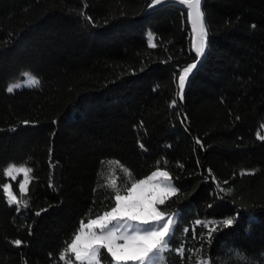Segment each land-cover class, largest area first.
Returning a JSON list of instances; mask_svg holds the SVG:
<instances>
[{
    "label": "trees",
    "instance_id": "16d2710c",
    "mask_svg": "<svg viewBox=\"0 0 264 264\" xmlns=\"http://www.w3.org/2000/svg\"><path fill=\"white\" fill-rule=\"evenodd\" d=\"M149 3L0 0V264H77L80 227L157 170L178 190L157 206L178 215L164 264H264V0H205L183 100L187 12ZM27 72L39 86L8 93ZM11 165L32 169L20 205Z\"/></svg>",
    "mask_w": 264,
    "mask_h": 264
},
{
    "label": "snow or ice",
    "instance_id": "6c2138e0",
    "mask_svg": "<svg viewBox=\"0 0 264 264\" xmlns=\"http://www.w3.org/2000/svg\"><path fill=\"white\" fill-rule=\"evenodd\" d=\"M173 2L186 6L187 17L191 21V27L196 37L193 47L197 57H203L207 47L208 32L201 9V0H173ZM163 3L165 0H150L149 7L159 6ZM252 27L255 28V25ZM150 46L157 47L155 43H151ZM199 63L200 60L197 59L196 62L187 65L179 73L178 96L180 100H183L189 77ZM25 76L28 77L25 81L28 87L39 86L38 79L27 73ZM20 87L19 83L12 84L7 87V92L12 93L14 89ZM171 105L175 107L176 101L173 100ZM184 120H187L186 115L182 122ZM24 123L27 125L30 122L25 121ZM258 138L264 140V136H258ZM196 142L202 146L199 139ZM31 172V168L11 165L5 170L4 175L14 181L22 174L23 182L18 185V189L21 193H25ZM170 180L171 177L167 171L157 170L153 171L146 179L132 183L127 188L125 195H120L117 192L111 210L105 211L102 215L83 224L79 234L75 235L74 240L70 243L68 251L75 254L77 261H88V264H93V261L99 264L98 256L101 249H106L115 264H128V262L151 264L154 253H163L174 234L173 219H166V213L157 207V205H164L167 198L177 194V188L171 183H166ZM111 183L115 186L116 181L113 180ZM3 193L7 196L9 205H20L21 201L14 194L11 184L3 185ZM25 206H27L26 202ZM199 223L197 221V224ZM223 224L231 226L233 219H224ZM215 231V228L211 229V232ZM14 244L21 246L22 241L17 239ZM60 259L63 260L64 257L61 256Z\"/></svg>",
    "mask_w": 264,
    "mask_h": 264
},
{
    "label": "rangeland",
    "instance_id": "374dc122",
    "mask_svg": "<svg viewBox=\"0 0 264 264\" xmlns=\"http://www.w3.org/2000/svg\"><path fill=\"white\" fill-rule=\"evenodd\" d=\"M152 43H154V42H152ZM27 74H29L31 77H34V78H36L34 75H32L31 73H29V72H27ZM28 79V77L27 76H25V74H23V76L20 78V79H18V80H16V81H14V82H12L11 84H9V86L10 85H12V84H16V83H19L20 85H21V87L20 88H17V89H14V91H17V90H23V89H28V88H32V87H28L26 84H25V81ZM36 79H38V78H36ZM39 80V79H38ZM13 91V92H14ZM259 136H262L261 134H259ZM17 167H25V166H17ZM160 171H162V170H160ZM7 179H8V181H7V183L8 184H11V186H12V190H13V192H14V194L17 196V194L15 193V191H14V183H18V185L21 183V182H23V176H22V174L20 175V176H18L17 177V179L16 180H12L11 178H9V177H7ZM29 181H30V176H29ZM166 183H171L172 185H173V182H172V179L170 180V181H167ZM28 185H29V183H28ZM28 185H27V189H28ZM174 186V185H173ZM27 192V191H26ZM25 192V193H26ZM17 199L19 200V197L17 196ZM158 206V205H157ZM167 218H172L173 219V221H174V224H173V229H174V226H175V224H176V221H177V218H178V215L177 214H175V215H166V219ZM86 224V223H85ZM111 227V226H110ZM117 227H119V225H117ZM85 231H87V229H85ZM79 234V233H78ZM167 239V238H166ZM169 242V241H168ZM168 248H169V244L167 245V249L163 252V253H160V252H157V253H154V259L152 260V262H151V264H164V254H165V252L168 250ZM70 252V251H69ZM71 253V252H70ZM72 254H74V253H72ZM100 254H101V251H100V253H99V256H98V262H99V264H103L102 262H101V257H100ZM74 258H75V254H74ZM76 260V259H75ZM76 262H77V264H88V261H77L76 260ZM93 264H97V262L96 261H93ZM112 264H115V261L113 260V263ZM128 264H133V262H128Z\"/></svg>",
    "mask_w": 264,
    "mask_h": 264
},
{
    "label": "water",
    "instance_id": "95a60500",
    "mask_svg": "<svg viewBox=\"0 0 264 264\" xmlns=\"http://www.w3.org/2000/svg\"><path fill=\"white\" fill-rule=\"evenodd\" d=\"M169 6H176V7H179L181 9H183L184 11H186V6L180 5L178 2H173V0H165V3H163L162 5L154 6V7H149L148 12H153V11H156V10H159V9H162V8H165V7H169ZM204 6H205V0H201V9H202V12L203 13H204ZM204 18H205V14H204ZM188 23H189V27H190V30H191V46H192V51H193L194 56L196 57V60L199 59L200 60V63L197 65V68L194 69L193 70V73L190 75L189 82L186 84L184 93L186 92V90L189 87L192 79L195 77V75L197 74L199 68L201 67V65L203 63V61L205 60V58L207 56V53H208V49H209V35H208L207 47L205 49V55L203 57H197V55L195 53V50H194V47H193V44L195 42L196 37H195V33L192 30L191 21H190L189 18H188ZM205 25H206V19H205ZM206 28H207V25H206Z\"/></svg>",
    "mask_w": 264,
    "mask_h": 264
}]
</instances>
